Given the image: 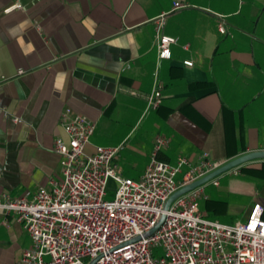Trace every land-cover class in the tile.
Segmentation results:
<instances>
[{"label":"crops","instance_id":"0c3cea01","mask_svg":"<svg viewBox=\"0 0 264 264\" xmlns=\"http://www.w3.org/2000/svg\"><path fill=\"white\" fill-rule=\"evenodd\" d=\"M162 22V33L178 43L160 61ZM2 77L0 195L19 198L62 180L54 145L68 140V109L96 125L88 153L121 147L115 164L124 178H141L159 137L169 140L160 161L186 158L195 166L209 153L226 164L264 150V0H0ZM155 78L162 105L147 111ZM206 185L199 201L206 218L247 219L231 213L226 195L208 196ZM257 194L251 208L264 204V185ZM206 201L226 205L215 204L211 219ZM31 246L11 215L0 222V264H16Z\"/></svg>","mask_w":264,"mask_h":264},{"label":"built area","instance_id":"2783aa9c","mask_svg":"<svg viewBox=\"0 0 264 264\" xmlns=\"http://www.w3.org/2000/svg\"><path fill=\"white\" fill-rule=\"evenodd\" d=\"M175 8L183 7L177 3ZM163 26L156 30L160 61L171 59V48L178 43L162 33ZM219 32L229 33L223 23ZM184 64L193 66L191 61ZM7 80L2 77L0 85ZM162 100L155 78L147 111L157 110ZM71 114L66 110L62 120L68 140L59 138L54 145L62 180L19 198L0 195V222L11 215L32 241L16 264H264V204H254L243 222L222 224L201 213L202 186L165 209L175 192L225 163L213 161L209 153L195 166L186 158L175 165L160 161L158 154L169 140L159 137L141 178H124L115 164L121 147L97 146L88 153L96 125ZM240 168L231 171L237 175ZM211 182L219 185L217 178ZM110 190L113 199H107ZM163 217L160 228L148 235Z\"/></svg>","mask_w":264,"mask_h":264},{"label":"rangeland","instance_id":"374dc122","mask_svg":"<svg viewBox=\"0 0 264 264\" xmlns=\"http://www.w3.org/2000/svg\"><path fill=\"white\" fill-rule=\"evenodd\" d=\"M241 170V169H240ZM235 175V172L230 171L221 175L219 179L220 187H212L206 185L208 196L220 197L226 195L232 205L231 213L239 220H244L249 215L251 204L258 200V191L262 189L264 183L246 174ZM110 188L115 189L116 184L110 181ZM115 193L109 191L107 199H113Z\"/></svg>","mask_w":264,"mask_h":264},{"label":"water","instance_id":"95a60500","mask_svg":"<svg viewBox=\"0 0 264 264\" xmlns=\"http://www.w3.org/2000/svg\"><path fill=\"white\" fill-rule=\"evenodd\" d=\"M257 160H264V150L262 151H255V152H251L249 154L243 155L239 158H236L226 164H224L222 167L218 168L217 170H215L214 172L210 173L209 175L205 176L204 178L189 184L187 186H184L183 188H181L180 190H178L177 192H175L170 199L168 200V202L166 203V210H169L171 204L176 201L178 198L182 197L183 195L197 189L200 188L202 186H205L206 184H208L209 182H211L213 179H216L218 177H220L221 175L230 172L231 170L235 169V168H239L245 164L257 161ZM165 217L162 218L161 222L158 224V226L152 230L148 235L153 234L155 231H157L161 224L164 222Z\"/></svg>","mask_w":264,"mask_h":264},{"label":"trees","instance_id":"16d2710c","mask_svg":"<svg viewBox=\"0 0 264 264\" xmlns=\"http://www.w3.org/2000/svg\"><path fill=\"white\" fill-rule=\"evenodd\" d=\"M241 174H246L251 177H257L264 180V164L260 167H243L240 168ZM216 205H226L224 202H218V201H206L205 203V211L208 213L209 217L211 219L217 218V209L215 208Z\"/></svg>","mask_w":264,"mask_h":264}]
</instances>
